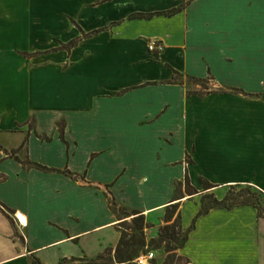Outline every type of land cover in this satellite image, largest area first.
Instances as JSON below:
<instances>
[{
	"label": "crops",
	"instance_id": "crops-1",
	"mask_svg": "<svg viewBox=\"0 0 264 264\" xmlns=\"http://www.w3.org/2000/svg\"><path fill=\"white\" fill-rule=\"evenodd\" d=\"M184 5L186 8L172 17H132L165 13ZM59 20L66 31H52L57 41L54 49L83 34L96 33L83 37L71 52L46 53L49 48L38 45L46 28ZM30 42L36 46L30 48ZM153 43L162 49L151 51L149 44ZM24 51L41 53L28 60L20 54ZM56 57L61 60L54 69L49 63ZM66 62H70L67 69ZM79 62L98 64L81 69L76 67ZM196 65L201 66V74L193 69ZM174 71L183 77L212 76L217 90L205 97L188 95L187 83H171ZM222 73L253 80L236 81L225 89L219 82ZM178 88L184 89L187 107L177 120L191 132L178 161H163V147L151 154L147 137L119 136L126 133L128 125L143 128L166 118L173 111L168 97ZM232 89H242L247 96ZM197 105L204 106L206 112L197 114L193 110ZM33 118L39 129L45 121L54 130L64 122L65 141L76 148L73 155L85 143L93 146L87 158L100 152L99 161L90 158L88 167L86 159L80 169L91 179L95 166L102 158L113 156L115 148L136 155L142 175L135 181L131 169L123 164L117 176L123 173L109 188L132 193L134 204L119 200V205L147 218L148 242L167 224L166 211L172 205H179L187 230L200 211L204 194L214 193L222 200L236 186L264 195V0H0V134L12 133L19 123ZM118 137L121 143L112 144ZM173 137L172 130L160 136L161 146L172 145ZM35 145L30 139L26 148L30 161L56 169L45 160L33 159ZM15 161L27 174L28 202L16 212L26 241L10 240L12 230L7 238L13 250L0 264H29L32 256L44 264H58L73 257L93 259L109 248L116 249L121 238L117 226L123 220L110 209L107 195L82 188L86 191L71 195L74 203L70 202L68 211L64 204L52 219L46 218L45 210L36 217L30 207L40 206L41 198L31 190L41 188V181L29 174L55 172L28 169ZM168 168L181 173L171 179L168 197L153 203L141 198L142 191L164 182L158 174ZM187 174L198 194L186 192ZM203 180L216 187L204 191ZM179 184L183 195L177 198ZM77 202L82 209L74 208ZM0 212L7 219L5 212ZM41 229L48 233L45 237L40 236ZM157 252L165 253L155 250L156 256ZM179 255L181 264H264V218L250 205L213 209L197 219ZM164 261L165 257H157L155 264Z\"/></svg>",
	"mask_w": 264,
	"mask_h": 264
},
{
	"label": "rangeland",
	"instance_id": "rangeland-1",
	"mask_svg": "<svg viewBox=\"0 0 264 264\" xmlns=\"http://www.w3.org/2000/svg\"><path fill=\"white\" fill-rule=\"evenodd\" d=\"M62 24L64 25L63 20H59L54 25L46 28L44 37L38 45L39 48H49V51L47 50L46 53L53 51L54 48L52 47L56 45L57 41L52 35V31H54L55 29L57 32L64 34L66 29H64V26ZM150 45L151 44H149V46ZM29 46H31L30 48H32L36 45L30 42ZM58 47H60V45ZM156 51L159 50H155L153 52ZM22 53L23 52H20L21 55ZM36 53L37 54H31L29 56H22L29 60L38 57L39 53L41 52ZM60 60L61 57L51 59L49 63L51 68L56 69V67L60 63ZM97 64L98 63L95 62H79L76 67L86 69L93 66L96 67ZM31 65H33L32 62H30L29 66ZM69 66L70 62H66L64 68L67 69ZM30 68L34 67L31 66ZM193 69L196 73L201 74V66L196 65ZM222 74L224 75L219 78V82L224 84L223 87L225 89L234 86V83L236 81L253 80L241 78L237 79L236 76L225 75V73ZM182 80L187 83L188 91L194 94H205V96H208L213 92L215 93V90H217L215 83L216 81L212 76H208L205 79L188 76L183 77ZM254 82L255 81H253V83ZM241 91L243 90L232 89L233 93L235 92L237 94L247 96V94L241 93ZM168 100H171L170 102L173 104V111L166 118L153 125H146L143 128H140L133 124L128 125L129 129L126 131V133L123 131L119 136H127V138H129L128 136H130L133 137V139H136V137H147L152 147L151 154L155 152L156 148L160 149L163 147V161L169 162L178 161L183 156L185 147L188 144L187 142L191 138V132L189 130V126H185L182 124V122L179 123L177 120V116L180 115L183 112V109L187 107V102L184 99V89L178 88L174 91H171ZM193 110L197 114H204L206 112V108L202 105L194 106ZM35 121L36 120H34L33 118L28 120L27 122L19 123L12 133L4 132L0 134V144H3L9 152L16 151V154H13L17 155L18 159H20L21 161H30L28 156L29 153L26 148H29V140L33 139V142L36 143V145L32 148L33 159L45 160L47 166L54 167L60 170V172L45 175L39 174V176L29 174L30 178H32L33 180L41 181V188H39L38 190H31L33 194H39V197L41 198L40 206L35 205V207H30L32 209L31 212L34 216H36L38 213L42 215L45 210L44 215L46 216V218L52 219L53 216L61 213V209L63 208L64 204L66 205V207L64 206V208H67L68 211L69 204L71 202V195H80L79 193H81L82 191H86L82 190V188H91L93 189L91 191H93L94 194L103 193L110 199L113 197V195L115 196L116 194L115 197L116 201H118V204H121L119 203V200H121L123 203L128 202L129 204H134L135 199L132 193H128L129 191L127 192L123 191L122 189L115 190V188H109V186L112 185L114 181H116L120 174L123 173L120 172V174L117 176V173L123 164L127 165L131 169V175L132 178L135 179V181L137 179L136 177L142 175L139 172V159H137L136 155L133 152L115 148L113 150V156H106L102 158L100 162L95 166L92 172L93 178L91 179L88 177L89 175L85 173V170L80 169L85 167L86 159L87 166L89 167V161L91 157L87 158V156L89 155V150H91L93 146H91L89 143L83 144L77 151V155L75 156L73 155L76 149L75 145H71L69 144V142H66L65 146V142L62 143L63 140L60 137L59 124L57 126V130L56 128L54 130V127L52 128L49 122L45 121L43 123V126H41L42 128L39 129ZM170 130L174 132L173 144L161 146L162 143L159 140L160 136L166 135ZM59 137L62 141H60ZM121 137L111 140V143L114 145H119L121 143V140H119ZM26 142V146L21 147L22 144H25ZM45 143H48L49 145ZM99 155L100 152H94L91 159H95L94 162H96L97 160L99 161ZM6 157V153L3 150H0V210L8 214L12 219V222L8 218L6 219L0 212V259L8 256L12 252L13 249L10 240L15 242L26 241L25 237L23 236L22 229L16 220V212L20 211L21 206L28 202V191L24 185L26 183L27 174L23 172L24 169L15 161V158L14 160H7ZM118 158L122 159L119 160ZM2 159H6L7 161ZM3 161L5 162L3 163ZM179 174L181 175L180 171L177 168H168L164 170V172L159 173L158 176L161 177L160 180L162 179L164 182L159 184L156 189L148 188L142 191L141 198H145L152 203L159 200H165L170 192L171 179L177 178ZM115 177L116 179L112 181ZM7 178H10L9 181L6 183H2ZM102 182L105 184H103ZM241 190L250 191L252 195H255L253 201L259 203L261 205V209L264 212L263 194H260L258 190L249 187L237 188L235 191L238 192ZM184 196H187V194H185ZM6 202L9 204H7ZM73 206L74 208H77V210L83 208L79 202H77V205L76 203L73 204ZM120 206L124 207L122 205ZM101 208L103 209L102 205ZM128 211L131 212L132 216L123 219V221L128 220V223L131 224L132 219L138 216L135 214L140 212H133L131 210ZM119 220L122 221V219ZM50 225H53V223L50 222ZM117 228L118 230L121 229L119 225L117 226ZM11 231L12 236L9 237V240L7 238V235ZM146 232L147 230H145V233ZM47 234L48 233L44 229L40 230V236L45 237ZM149 235L152 236L151 232H149ZM54 251L57 252L58 250L55 249ZM157 257L159 259L163 257L166 258V254L163 252H157ZM34 259L35 256H32L29 260V264H36L34 263ZM68 260L69 261L65 262V264H73L70 259Z\"/></svg>",
	"mask_w": 264,
	"mask_h": 264
},
{
	"label": "trees",
	"instance_id": "trees-1",
	"mask_svg": "<svg viewBox=\"0 0 264 264\" xmlns=\"http://www.w3.org/2000/svg\"><path fill=\"white\" fill-rule=\"evenodd\" d=\"M186 8V5L174 9L172 11H168L165 13H155V14H137L133 15V18H152L156 15H165L168 17H172L176 15L177 13L183 11ZM96 33V32H95ZM95 33L91 34H83V37L92 36ZM83 37H78L72 41H70L67 44L61 43V46L58 48L53 49V51L48 52H57L65 50L67 52H71L73 48H75L79 42L83 39ZM31 54H37V53H29V52H23L22 55L29 56ZM40 54V53H39ZM174 79L171 82L172 84H184L181 77H183L178 71H174ZM180 77V78H178ZM241 93H243L241 91ZM188 95H198L200 97H205V94H194L191 92H188ZM62 127H61V125ZM59 124L60 129V137L61 139L66 143L65 141V123L62 122ZM28 142V141H27ZM27 142L25 144H22L21 147L26 146ZM0 150H3L7 158H15L17 161H19L24 167L28 169H38L44 172H60L56 169H50L42 164L32 162V161H21L18 159L16 154V151L9 152L8 150L4 149L2 145H0ZM14 153V154H13ZM181 185L179 184L177 190H176V197L179 198V196L183 195V192L181 190ZM185 186H186V192L189 193V195L193 196L195 194H198L199 191L191 185V181L189 178V175H186L185 179ZM203 186L204 191H208L216 186L209 183L207 180H203ZM238 187L232 186L229 191L227 192V195L224 199L219 200L214 193H208L204 194L202 196L201 200V208L199 213L197 214L196 218L194 219L191 227L187 230L183 228L182 225V219L181 214L179 213V205H172L167 208L166 215H165V221L166 225L160 228L159 235L155 239H151L149 242L147 241V237L145 234V230L147 227H150V225L146 222V218L144 215H140L139 213H136L135 215H138L132 219L131 224L128 223V221H124L119 224L121 227V238L118 246L116 249L109 248L104 253L98 255L96 258L88 259V258H75L73 257L70 259V261L73 264H136L135 260L142 254V253H148L152 250H161L163 249L166 258L164 261V264H181L183 261V258L179 255V250L187 243L189 239L190 232L195 229L197 219L203 215L208 214L213 209H233L240 206H254L257 208L259 212V216L264 218V212L261 209V205L255 201H253V198L255 195H252L250 191H238L235 190ZM260 192V191H259ZM179 193V194H178ZM260 194H263L260 192ZM109 205L110 209L113 211V213L119 218V219H125L130 216H132L131 212H129L126 208L121 207L116 199L112 197L109 199ZM7 218L12 222V219L9 217L8 214L4 213ZM69 261L68 259L62 260L58 264H65V262ZM34 263L36 264H44L39 258L35 257Z\"/></svg>",
	"mask_w": 264,
	"mask_h": 264
},
{
	"label": "built area",
	"instance_id": "built-area-1",
	"mask_svg": "<svg viewBox=\"0 0 264 264\" xmlns=\"http://www.w3.org/2000/svg\"><path fill=\"white\" fill-rule=\"evenodd\" d=\"M151 51H155V50H161L162 46L159 44H151L149 46ZM157 259L156 253L155 251H150L148 253H142L136 260L135 263L136 264H155V261Z\"/></svg>",
	"mask_w": 264,
	"mask_h": 264
},
{
	"label": "water",
	"instance_id": "water-1",
	"mask_svg": "<svg viewBox=\"0 0 264 264\" xmlns=\"http://www.w3.org/2000/svg\"><path fill=\"white\" fill-rule=\"evenodd\" d=\"M122 222H124V221H122ZM122 222H120V223H122Z\"/></svg>",
	"mask_w": 264,
	"mask_h": 264
}]
</instances>
